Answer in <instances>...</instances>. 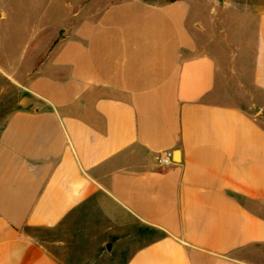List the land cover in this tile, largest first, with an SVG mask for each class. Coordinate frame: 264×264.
<instances>
[{
    "label": "crops",
    "instance_id": "1",
    "mask_svg": "<svg viewBox=\"0 0 264 264\" xmlns=\"http://www.w3.org/2000/svg\"><path fill=\"white\" fill-rule=\"evenodd\" d=\"M234 4L96 0L0 61V264H264V5Z\"/></svg>",
    "mask_w": 264,
    "mask_h": 264
},
{
    "label": "rangeland",
    "instance_id": "2",
    "mask_svg": "<svg viewBox=\"0 0 264 264\" xmlns=\"http://www.w3.org/2000/svg\"><path fill=\"white\" fill-rule=\"evenodd\" d=\"M96 0H0V61H15L25 51L24 65L26 67L33 60L35 48L39 44L40 29L43 26L55 27L71 14L80 11L85 3H95ZM108 3L111 0H97ZM222 6L227 0H207ZM238 6V19L242 22L240 12L242 5H264V0H231ZM242 9V8H241ZM40 35V36H39ZM0 62V87L7 82V76L14 73L7 70ZM6 68V69H5ZM6 74V75H5ZM16 79V77L14 78Z\"/></svg>",
    "mask_w": 264,
    "mask_h": 264
},
{
    "label": "built area",
    "instance_id": "3",
    "mask_svg": "<svg viewBox=\"0 0 264 264\" xmlns=\"http://www.w3.org/2000/svg\"><path fill=\"white\" fill-rule=\"evenodd\" d=\"M169 163V160L167 158L159 160V164L161 166H166Z\"/></svg>",
    "mask_w": 264,
    "mask_h": 264
}]
</instances>
